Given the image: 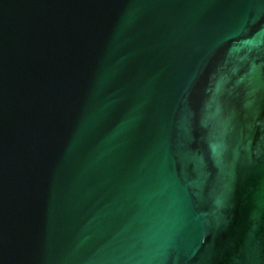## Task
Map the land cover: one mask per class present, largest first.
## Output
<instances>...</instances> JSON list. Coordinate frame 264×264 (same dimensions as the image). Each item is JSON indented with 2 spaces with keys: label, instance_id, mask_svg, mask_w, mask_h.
I'll return each instance as SVG.
<instances>
[{
  "label": "water",
  "instance_id": "obj_1",
  "mask_svg": "<svg viewBox=\"0 0 264 264\" xmlns=\"http://www.w3.org/2000/svg\"><path fill=\"white\" fill-rule=\"evenodd\" d=\"M0 264H264V0H0Z\"/></svg>",
  "mask_w": 264,
  "mask_h": 264
}]
</instances>
